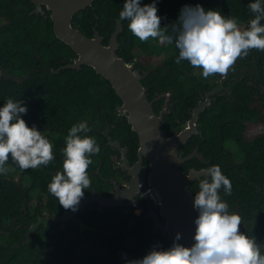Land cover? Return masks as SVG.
<instances>
[{
  "label": "trees",
  "instance_id": "1",
  "mask_svg": "<svg viewBox=\"0 0 264 264\" xmlns=\"http://www.w3.org/2000/svg\"><path fill=\"white\" fill-rule=\"evenodd\" d=\"M125 2L96 0L92 7L75 15L74 22L90 37L96 28L104 37L103 45H107ZM152 2L141 0V6ZM250 2L254 0H157V14L164 26L178 20L184 5L200 4L205 10H216L226 17L237 18L239 24H249L254 18L247 7ZM17 3L21 6L20 0ZM3 10L7 12L13 8L3 5ZM30 10L28 5L18 7L12 20L0 28V107L8 98L22 100L28 108L22 118L29 127L35 126L53 143L55 159L47 166L28 170L19 169L9 159L8 166L20 173V180L10 173L6 177L0 175V264H126V260L142 258L155 245L169 248L173 240L162 234L153 235L152 223L141 221L143 215L137 216L134 208L128 212L117 209L108 214L87 209L84 214H79L86 225L99 230V236L87 231L84 239L80 235L75 237V227L60 222L49 226L41 224L27 243L33 223L45 216V210L50 218L66 211L48 192L47 185L58 171H62L66 136L74 124L87 121L91 131L86 135L95 138L101 148L98 155L91 157L93 163L89 165L88 173L92 184L84 196L93 187L98 192L112 190L109 183H102L95 175V172L105 177L112 175V150L104 148L106 140L97 131L104 127L99 123L116 126L111 136L124 138L131 144L133 155L137 145L133 144L132 136L138 137L126 118L116 112L119 100L111 84L93 68L83 66L80 70L65 69L55 73L72 63L76 54L57 39L53 22L27 16ZM128 23L122 21L123 32L119 35L117 54L141 70L144 75L142 84L150 100L158 94L160 99L169 98V103L174 105L169 109L171 114L164 117L163 129L180 130L191 118L198 102L216 85L218 75L204 79L196 74L198 69L189 62L182 61L177 65L178 49L174 44V53L167 62L149 67L152 59L143 58L148 46L129 31ZM243 62L246 63L245 70L231 76L225 83L227 89L217 94L211 106L201 114L198 128L203 137L193 136L180 149L189 154L198 146L210 166H220L232 183V194L225 195L221 189V198L229 204V211L237 210L242 222L250 225L257 219L254 210L259 214L264 212V135L247 137L249 127L264 124V51L253 49L236 64ZM212 80L216 83H211ZM158 103L159 99L154 105L156 112L160 110ZM229 142L235 145L236 154L244 160L242 164L232 162L231 153L225 148ZM200 166L201 162L194 159L182 169L186 172ZM198 185L199 181H195L190 186L194 194L199 190ZM140 205L146 212V202ZM64 231L69 235L67 240H73L75 246L80 242L88 246L82 259L74 256L72 259L75 260H67L63 255ZM255 232L256 222L252 226V235ZM31 243L56 244V250L48 252V260H20L21 250L27 249V244Z\"/></svg>",
  "mask_w": 264,
  "mask_h": 264
},
{
  "label": "clouds",
  "instance_id": "2",
  "mask_svg": "<svg viewBox=\"0 0 264 264\" xmlns=\"http://www.w3.org/2000/svg\"><path fill=\"white\" fill-rule=\"evenodd\" d=\"M247 7L254 18L243 30L237 18L205 10L200 4L184 5L176 22L162 26L157 0L143 6L141 0H126L119 19L129 22V31L142 43L151 39L174 44L178 49L175 63L187 61L193 68L202 69L207 79L214 75L226 77L237 60L246 58L253 49L264 51V0H254ZM27 111L22 100L13 98L0 107V175L5 177L14 170L8 166L9 159L21 170L47 166L55 159L53 143L22 118ZM90 131L87 121L70 128L62 171L47 185L48 192L65 210L77 211L92 184L88 168L93 163L91 157L101 148L95 138L86 135ZM196 175L202 178L193 204L199 213L194 221V243L190 247L181 244L182 233L178 232L169 248L155 245L142 258L126 260V264H264V245L240 231L241 216L230 212L229 204L221 198V189L225 195L232 194L231 180L219 165Z\"/></svg>",
  "mask_w": 264,
  "mask_h": 264
},
{
  "label": "water",
  "instance_id": "3",
  "mask_svg": "<svg viewBox=\"0 0 264 264\" xmlns=\"http://www.w3.org/2000/svg\"><path fill=\"white\" fill-rule=\"evenodd\" d=\"M95 1L34 0V3L37 5L35 12H38L42 3L48 4L57 39L63 41L76 54L72 63L65 65L55 73L65 69L80 70L83 66H89L95 70L97 75L102 76L111 84L119 100L116 112L126 118L128 125L138 135L137 162L129 166L126 150H123V164L120 168L129 171L131 180L128 186L117 189V194L108 198L93 190L92 193L82 198L77 211L67 210L52 218H38V221L34 222L31 227L27 243L33 239L35 230L41 224L47 226L71 220L85 229L86 226L82 225L77 215L84 214L89 204L99 203V213H104L102 209L105 206L120 205L116 201L122 197L123 200H129V206H134L138 203L137 198L142 189L152 188L159 201V213L154 216L155 210L150 209L147 215L151 216L155 222L153 234L160 230L163 236L174 240L176 233H182V239L179 242L190 247L194 243L192 239L195 234L194 221L199 215L193 206L195 194L190 186L202 178L196 173L202 172L209 167L210 163L200 153L199 147L187 156H184L183 152L180 153L179 148L185 145L192 136L203 137V132L198 128L201 114L211 106L217 94L227 89L225 83L230 77L245 70L246 63L235 64L226 77H221L219 82L198 102L192 111L191 118L179 132L164 130L162 121L165 114H171V111L166 109L159 113L155 111L154 104L158 100V94L150 100L147 89L142 84L141 70L135 69L133 64L117 54L120 47L119 35L123 32L122 21L118 20L116 30L107 45H103L104 37L96 28L94 35L90 37L85 29L74 22L75 15L92 7ZM144 159L148 160V167L144 165ZM194 159L199 160L204 167L200 170L191 169L188 173L185 172L182 165ZM192 175L193 178L189 179L188 177ZM159 217L163 219V222ZM247 235L253 237L250 232ZM254 238L257 244L264 245L258 237Z\"/></svg>",
  "mask_w": 264,
  "mask_h": 264
},
{
  "label": "flooded vegetation",
  "instance_id": "4",
  "mask_svg": "<svg viewBox=\"0 0 264 264\" xmlns=\"http://www.w3.org/2000/svg\"><path fill=\"white\" fill-rule=\"evenodd\" d=\"M17 1L18 0H0V28L5 26L6 24H8L12 20V18H13L12 16L15 14V11L18 10V7H21V6H25L26 7L27 5L31 6V10H30V12H28L27 16H34V17H36L39 20H45V21L49 19L51 22H53L52 18H51V11L48 9V4H46V3L43 4L42 3L40 5V8L38 9V12H35V10L37 9V5H35L34 0H20L21 6L18 5ZM3 5H5L7 8H13V10H8L7 12H5L3 10ZM148 97H149V94H148ZM166 97H169V95H166ZM158 99H159V103L157 105L160 108L159 112L164 110V109H166L167 111H170L169 109L174 106L173 104L169 103V98H163V99L161 98L160 99V96H158ZM118 115L120 117H123L120 114H118ZM165 115H167V114H165ZM163 121H164V119H163ZM163 121H162V123H163ZM99 124L103 125L102 128L104 127L103 130H97L100 133V135H102L105 138V140H106V142H105L106 145L104 146V148L112 150V155H113V156H111L112 175H110L108 177H105V176H103L100 173L98 174L97 172H95V175L96 176L98 175L100 177L102 183H105V184L109 183L111 188H112V190L109 191V192H98L96 190V188L93 187L92 191L90 193H92L93 190H95L97 194H101V195H103V197L108 198V197L115 196L117 194V191H118L117 189H123L126 186H128V184H129V182L131 180V176L129 175V171L128 170H124L122 167L120 168V166H122V164H123V162H122L123 150H126V157H127L128 161H129V166H133L137 162V155H138V150H139V138L136 137V135L132 136L134 138L133 144L135 143L137 145L136 154L133 155L132 154V148H131L132 145L131 144L126 143L124 138H120V137L113 138L111 136L110 133H111V131L113 129H117L116 126H114V125H109L108 126L106 123L104 124L103 122H100ZM256 124H261V123H256ZM256 124H254V125H256ZM262 125H264V124H262ZM182 128H183V126H182ZM131 130H132V128H131ZM179 131L180 130L175 129L174 133H177ZM132 132H134V131L132 130ZM261 135H264V133H261ZM195 136H197V135H195ZM200 137L202 138V136H200ZM187 143L185 145L180 146V148L186 146ZM197 147L198 146H196L194 148V150ZM180 148H179L180 153L183 152L184 156H187L188 154H186L185 151L181 150ZM225 148H226V150L228 152L231 153V160L236 165H240V164H242L244 162V160L239 155L236 154V148H235L234 144L229 142V143H227L225 145ZM186 163H184L183 165H185ZM148 164H149L148 160L144 159V165L146 167H148ZM209 166H210V164H209ZM203 167H204V165L201 164V166L199 168H189L186 172L188 173L191 169L200 170ZM143 191H144V189H142L141 194L137 198L138 203H136L134 206H129L128 205L129 200H123V197H122L121 199H118L116 201V203H120V205H118L117 207L105 206V207H103L102 211L105 214L106 213L108 214V213H114L115 210H117V209H122L125 212H128L131 208H134V213L137 216L143 215V218L141 219V221L147 220L150 223H152V227H151L152 230L151 231H152V234H153V227L155 225V222H154V220H153V218L151 216H147V215H148L150 209L155 210L154 216L159 213V211H158L159 201L157 202V204H155V203H152L147 198H143L142 197ZM86 196H84V197H86ZM141 202H146V206H147V211L146 212H145V208L141 207V205H140ZM139 205H140V207H139ZM98 207H99V203H95V202L91 203L88 206H86L85 212H86L87 209H89V210L92 209V210H96L97 212H99V208ZM47 212H48V210H45V212H44L45 216L43 218L49 217ZM230 212L237 214L238 211L237 210H231ZM254 212H255V215L257 214L255 216L257 218L256 221H255V219L252 220L251 221L252 223H250V225H247L244 222H242L241 226H240V231L242 233L246 234V235H247V233L250 232L251 236L254 235L253 237H258L259 240L264 243V228H263L264 227V212H262L260 214L258 213L257 210H254ZM77 218H79L81 220L82 225L86 226L85 229H82L81 225L75 224L71 220H69L68 222H64V223H71L72 227L73 228L75 227L74 228V236L75 237H76V235L77 236L80 235L81 238L84 239L85 238V233L87 231L95 234L96 236L100 235L99 230L96 229L95 227H90V226L86 225L83 222V220L79 217V214L77 215ZM159 219L163 222V219L161 217H159ZM255 222H256V232L252 235L251 230H252V226H253V224H255ZM257 222L259 224H257ZM91 228H93V229H91ZM61 229H64V226H62ZM158 234H162L160 230L156 234H153V235H158ZM27 237H28V235H27ZM165 237H168V236H165ZM68 238H69L68 233L64 231L63 232V241L61 243V245H62L61 250L63 251V255L68 258L67 260H69V259L70 260H75V259H72V257H74V256H75V258L77 257L79 259H82L81 256L84 255V253H86L88 251V248H87L88 246L87 245L84 246V244L81 243V242H80L79 245L75 246L74 243H73L74 241L73 240H67ZM168 238H170V237H168ZM27 246H28L27 249H22L21 250L20 260H33V262H36L35 260H48V252L52 251V250H56V244H49L48 245L46 243H35V244L31 243V244H27ZM262 254H264L263 250H262ZM26 255H27V258H26ZM28 257H30V258L28 259ZM86 260H89V259H86ZM108 260H109V258H108Z\"/></svg>",
  "mask_w": 264,
  "mask_h": 264
},
{
  "label": "rangeland",
  "instance_id": "5",
  "mask_svg": "<svg viewBox=\"0 0 264 264\" xmlns=\"http://www.w3.org/2000/svg\"><path fill=\"white\" fill-rule=\"evenodd\" d=\"M239 26L243 30V29H246L248 27V24H239ZM145 44H147V46H148V52L144 54L143 58L149 57L152 59V62L150 63L149 67H154V66L156 67L158 64H163V63L167 62L174 53V48L172 47V45L161 44V43H159L158 40H151L150 39ZM196 74L202 76V69H198L196 71ZM2 75L4 76L3 72H2ZM220 79H221V76L218 75L216 77L217 83L219 82ZM211 83H216V82H215V80H212ZM261 133H264V125H262V124L252 125L247 130V137L253 138V137L258 136V134L261 135ZM9 175L10 176L12 175L17 181L20 180V173H17V171L13 170L10 172ZM35 197L37 198V196H35ZM3 244H5L4 241H3Z\"/></svg>",
  "mask_w": 264,
  "mask_h": 264
},
{
  "label": "built area",
  "instance_id": "6",
  "mask_svg": "<svg viewBox=\"0 0 264 264\" xmlns=\"http://www.w3.org/2000/svg\"><path fill=\"white\" fill-rule=\"evenodd\" d=\"M149 190H151V193H149ZM142 197L143 198H147L148 200H150L152 203L157 204L158 199L157 197L154 195L153 189L152 188H147L143 191L142 193Z\"/></svg>",
  "mask_w": 264,
  "mask_h": 264
}]
</instances>
